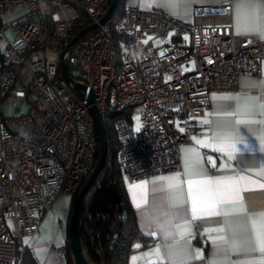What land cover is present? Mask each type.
Returning a JSON list of instances; mask_svg holds the SVG:
<instances>
[{
    "label": "built area",
    "instance_id": "obj_1",
    "mask_svg": "<svg viewBox=\"0 0 264 264\" xmlns=\"http://www.w3.org/2000/svg\"><path fill=\"white\" fill-rule=\"evenodd\" d=\"M110 2L0 0V264L20 263L37 218L95 164L94 122L64 78L61 55L102 120L120 112L113 127L125 182L179 168L180 147L202 128L209 94L234 91L241 75L259 71L263 40L233 32L229 1L195 4L189 21L126 6L100 23ZM16 4L24 12L3 21Z\"/></svg>",
    "mask_w": 264,
    "mask_h": 264
},
{
    "label": "snow or ice",
    "instance_id": "obj_2",
    "mask_svg": "<svg viewBox=\"0 0 264 264\" xmlns=\"http://www.w3.org/2000/svg\"><path fill=\"white\" fill-rule=\"evenodd\" d=\"M141 3L155 5L178 15L176 9H184L188 14L191 4L196 0H140ZM234 27L236 34L256 36L264 40V0H232ZM147 43V41H144ZM251 42V41H249ZM248 88L256 87L261 90L260 96H244L239 94H213V99L235 101L231 110H221L217 116L233 117L229 121H211L203 119L205 125H214L210 143L204 147L213 146V150L222 153L226 160L220 165L222 169L231 170L226 176H207L203 168V157L197 148H182L184 153V175L190 177L187 181L180 179L181 173L171 176L155 177L152 183V203L149 205L146 195L141 194L144 210L151 209V214L157 215L162 244H158L152 253L160 264H192L193 261L204 260L201 249H193L191 239V222L215 223L216 228L204 231L209 233L214 252L212 258L205 264H264V208L250 210L243 193L254 189L248 185L264 190V182L242 175L232 167L231 161L243 164V171H253L256 176L264 178V166L251 168L243 161L245 152L260 151L264 153V142L257 149L240 131V125H264V120L242 119L239 117L255 114L264 115V79L246 81ZM138 119V118H137ZM139 131V129H137ZM183 131V129H181ZM264 140V138H261ZM197 144L201 141L193 137ZM209 161L215 167V163ZM191 177H200L191 179ZM149 181H140L141 186ZM185 184L187 191L185 192ZM183 197V198H181ZM136 207L142 209L137 203ZM239 218V219H237ZM171 219L174 223H168ZM178 221H183L181 224ZM151 227V224L149 225ZM212 233H216L213 235ZM156 236V231H149ZM183 241V243H181ZM28 241L26 240V243ZM139 247V245H137ZM232 253L243 255L244 259L232 260ZM37 256L43 253L37 250ZM135 259V258H134Z\"/></svg>",
    "mask_w": 264,
    "mask_h": 264
},
{
    "label": "crops",
    "instance_id": "obj_3",
    "mask_svg": "<svg viewBox=\"0 0 264 264\" xmlns=\"http://www.w3.org/2000/svg\"><path fill=\"white\" fill-rule=\"evenodd\" d=\"M229 1L232 5V0H196L195 3L191 4L188 14H184V9L178 8L176 9L178 15H174L178 18H181L183 20L189 21L191 19V13L193 10V6L195 4L197 5H209V4H215L220 2H226ZM126 6H139L142 9L147 8H158L155 5L150 4H144L141 3L140 0H123V9ZM162 9V8H159ZM164 10V9H162ZM166 11V10H164ZM169 13L168 11H166ZM170 14V13H169ZM235 21H234V13H233V5H232V29L233 32L236 34V30L234 27ZM238 35V34H237ZM191 66V64H189ZM264 79V40H263V49L260 57V66L259 71L255 75H241L238 79L237 88L234 91H215L211 92L209 94L210 101L209 104L204 107L203 109V119H208L211 121H229L231 119H234L233 117H224V116H217L216 113L221 110H231L235 107L236 102L235 101H229V100H222V99H213V94H217L219 97L221 94H239L241 97L244 96H260L261 90L256 87L248 88L245 86L246 81H259ZM242 119H252V120H264V115L261 114H255V115H249V116H242L239 117ZM214 125H205L203 124L202 128L197 131L196 133L192 134L190 136V141L184 143L180 147V166L177 169L168 170L165 172H162L157 175L150 176L148 178H142L138 179L132 182H125V189H126V195L127 199L134 211L135 219H136V225L140 233L145 237L146 242L140 243V242H134L132 249L128 256V263L129 264H160V261L158 260L157 256L152 253V249H154L158 244H162L161 234L159 225L161 223L159 217L157 215L151 214V209L144 210L143 208V200L141 199V194L143 193L146 195L149 205L152 203L153 194H152V183L151 181L155 177H167L171 176L175 173H181L180 179L182 181H187L190 177L184 175V164H183V157L184 153L181 151L182 148H197L203 157V168L207 176H226L230 175L231 170H225L220 167L222 163L225 162L226 157L220 153L213 150V146L204 147L203 144L210 143V138L212 136V129ZM240 131L241 133L247 137V139L251 142L252 145H254L257 149H259L260 145L264 140L261 138H264V125L260 124H254L250 125L249 127H245L244 125H240ZM193 137H196L197 140H200L201 143L197 144L196 140H193ZM209 158H211V161L215 163V167H213V164L209 161ZM243 161L245 164L250 166L251 168H257L260 166H264V153L260 151L255 152H245L243 156ZM232 167L236 169L237 172H240L242 175H248L251 176L252 179L260 180L261 182H264V178H261L259 176H256L253 171H243V164H239L236 161H231ZM200 177H191V179H199ZM140 181H149L148 185L141 186L139 184ZM249 188H253L254 190L251 192H245L243 195L246 198V201L248 203V207L250 210H260L261 208H264V190L256 188L254 185H248ZM187 191V185L185 184V192ZM183 198V197H181ZM139 203L142 205V209H138L136 207V204ZM70 208V207H69ZM44 215V214H43ZM42 215V217H43ZM239 219V218H237ZM39 222V223H38ZM168 223H174L171 219L167 221ZM179 223L183 224V221H178ZM199 222L200 227L194 228L193 223ZM42 224H44L43 220L37 221L36 230L32 237L30 238V241L24 243L25 247L30 249L34 259L38 264H67L66 258L64 255H61L59 252V249H53L52 247H48L47 243H42L41 240L35 235L38 230L41 229ZM151 224V227L149 226ZM218 227L215 223H202L200 221H192L191 222V239L189 241L191 247L193 249H201L203 251L204 260H197L193 261L192 264H205L206 261L210 260L212 258L214 247L210 240H208L209 233L205 232L204 230L206 228L212 229ZM149 231H156L158 234L156 236L149 235ZM215 235L216 233H212ZM27 238V237H24ZM24 240V239H23ZM67 241V239H66ZM66 241H64V244L62 246L66 247ZM135 243L139 245L135 246ZM183 243V241L181 242ZM46 246V247H45ZM61 246V247H62ZM37 250H40L43 253L42 257L37 256ZM135 258V259H134ZM230 258L232 260L237 259H244L243 255H238L236 253H232ZM167 264V262H165Z\"/></svg>",
    "mask_w": 264,
    "mask_h": 264
},
{
    "label": "trees",
    "instance_id": "obj_4",
    "mask_svg": "<svg viewBox=\"0 0 264 264\" xmlns=\"http://www.w3.org/2000/svg\"><path fill=\"white\" fill-rule=\"evenodd\" d=\"M123 12V0H119L114 21ZM121 38L115 36V39ZM120 112L110 111L104 115L107 136L106 157L102 167L87 189L83 200V225L80 242L86 258L94 264H129L128 256L134 242H146L136 225L134 211L127 199L125 180L119 160V144L116 139L113 120ZM99 152L96 132L95 162ZM87 177L82 179L71 194V202ZM66 248L70 250L68 235ZM67 264H73L72 255H64ZM19 264H38L30 249L25 248Z\"/></svg>",
    "mask_w": 264,
    "mask_h": 264
},
{
    "label": "water",
    "instance_id": "obj_5",
    "mask_svg": "<svg viewBox=\"0 0 264 264\" xmlns=\"http://www.w3.org/2000/svg\"><path fill=\"white\" fill-rule=\"evenodd\" d=\"M119 0H111L108 8L106 9L105 13L100 18L99 22L103 23L106 19L112 17L118 7ZM96 27V24L88 25L84 28H82L68 43V45L65 47L63 53L68 52L70 47L76 40L81 37L84 33H86L88 30H91ZM60 67L63 72L65 80L68 82L70 87L78 93V96L81 100L84 101L85 105H87V109L93 119L94 126L98 135L99 139V152L97 160L88 174L85 182L83 183L82 187L78 191L77 195L75 196V199L73 201V206L70 212L69 216V222H68V243L70 247V252L72 255V261L73 264H94L90 262L83 251V248L81 246L80 242V230L83 225V205L82 200L83 197L91 185V183L94 181L95 177L99 173L102 164L104 162V159L106 157V150H107V136H106V130L104 127V122L101 118L100 113L98 112L96 105L94 104V98L91 91H89L88 94L85 93V89L82 85L75 82L72 78H70L66 71V65L65 61L63 60V56L61 55V61H60Z\"/></svg>",
    "mask_w": 264,
    "mask_h": 264
},
{
    "label": "rangeland",
    "instance_id": "obj_6",
    "mask_svg": "<svg viewBox=\"0 0 264 264\" xmlns=\"http://www.w3.org/2000/svg\"><path fill=\"white\" fill-rule=\"evenodd\" d=\"M24 12V8L21 4H16L13 10L7 14H2L1 19L3 21L10 20ZM6 38H11L9 31L5 32ZM4 38H0V45L3 44ZM21 112H24L25 106L21 107ZM12 109L10 105L5 107L6 115H11ZM73 206L71 202V194L66 191H60L54 198L50 207L45 211L43 217H38L37 221L43 220L41 229L36 232V236L41 240L42 243H47L48 247L53 249H60L67 239L68 235V222L70 212ZM70 207V208H69ZM39 223V222H38ZM29 242L30 238H23ZM137 244L135 243V246ZM46 247V246H45Z\"/></svg>",
    "mask_w": 264,
    "mask_h": 264
}]
</instances>
